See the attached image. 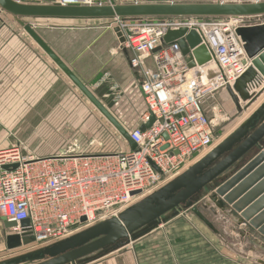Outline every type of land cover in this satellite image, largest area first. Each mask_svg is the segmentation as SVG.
<instances>
[{"label":"built area","instance_id":"2783aa9c","mask_svg":"<svg viewBox=\"0 0 264 264\" xmlns=\"http://www.w3.org/2000/svg\"><path fill=\"white\" fill-rule=\"evenodd\" d=\"M52 2L125 4V0ZM105 21L109 29L120 31L122 47L130 54L129 65L140 81L138 91L144 106L141 124L126 128L136 149L88 155L78 153L74 146L63 154L39 158L24 153L21 144L0 148V217L16 224L10 233L25 234L37 247L59 243L83 229L117 219L123 211L176 178L190 160L194 162L212 148L211 124L218 119L216 115L213 120L209 117L216 110L207 109L206 103L220 90L232 86L248 67L243 64L246 56L236 29L264 24V16ZM181 28L197 32L216 71L209 70L211 62L188 68L178 45L162 43L167 31ZM148 59L152 66H148ZM107 79L103 77L102 82ZM112 90L118 104L122 94L117 87ZM150 115L154 122L142 132L140 127ZM23 221H28V226L20 227Z\"/></svg>","mask_w":264,"mask_h":264},{"label":"water","instance_id":"95a60500","mask_svg":"<svg viewBox=\"0 0 264 264\" xmlns=\"http://www.w3.org/2000/svg\"><path fill=\"white\" fill-rule=\"evenodd\" d=\"M0 12L13 18L126 140L131 150H135L136 145L131 141L126 129L25 20L263 17L264 0L244 3H224L217 0L211 3H115L114 5L27 4L15 0H0ZM113 30L118 38L120 49L125 51L122 47L124 39L120 31L118 28ZM236 35L243 45L246 56L243 64H248V67L232 86L226 87L225 91L240 114L243 110L250 108L264 92V24L238 27ZM162 43L178 45L188 68L201 67L213 61L200 36L194 30L186 28L169 30L162 38ZM158 50L159 48L156 51ZM153 122L154 117L150 115L147 123L141 126L140 130L145 131ZM227 151L228 154L224 156ZM220 178L223 179L215 188L210 201L220 209H229L237 214L241 222L246 223L264 237V104L215 151L168 182L161 190L123 211L117 219L106 220L64 241L0 264H77L123 240H128L146 226L160 222L164 215L180 206L190 210L212 233L220 236L219 231L201 212V209H211L215 212L210 204L206 202L194 205L193 203L196 195ZM83 221L84 219H81V222ZM0 222L3 229L8 232L16 226L2 217ZM26 226L28 221L20 223V227ZM31 243L32 239L25 234L10 233L6 237V248L9 251L31 245ZM255 261L257 264H264L262 259Z\"/></svg>","mask_w":264,"mask_h":264},{"label":"crops","instance_id":"0c3cea01","mask_svg":"<svg viewBox=\"0 0 264 264\" xmlns=\"http://www.w3.org/2000/svg\"><path fill=\"white\" fill-rule=\"evenodd\" d=\"M167 1L148 0V3H164ZM37 20L71 23V28L55 30L48 34L47 38L38 35L118 122L117 115L119 114L114 113L115 106L124 107L128 114L134 118L135 123L140 125L144 106L141 93L138 91L139 77L129 65L130 54L126 50L120 49L114 30L109 29L99 32L95 28H81L78 26L80 22H94V20ZM34 30L36 31L35 28ZM11 34L8 28L0 27V116L49 117V119H41L43 123L46 122L43 124L42 131L55 133L53 136L48 135V137H42L41 135L34 137V141L37 138L40 140L38 142L40 149L37 153L35 151L24 153L39 158L60 155L69 149L67 146L72 140L78 145V153L82 154H105L115 153L121 149L131 150L127 142L122 145L119 139L115 140L111 132H108L110 136L108 138L107 136L103 138L100 133L95 134L98 131L97 126L94 127L92 125L95 124L83 120L79 113L80 106L72 100H68L69 97L65 96L72 90H77L82 94L80 90L53 65L54 63L34 41L37 47L31 43L32 41H29L32 39L28 35L27 41L24 37L17 39L13 36L12 38L10 37ZM40 50L50 61L43 57ZM148 66H152L149 59ZM105 76L108 79L106 82H102V78ZM113 87H117V90L122 94V100L117 105L114 102L115 91L112 90ZM262 96L264 97V92L260 99ZM263 104L264 98L250 111L251 113L247 109L249 114L247 116H250ZM10 122L12 123V121ZM13 129L14 127H9L8 120L0 127V147L10 145L11 139L8 132L13 131ZM85 132H88L89 136L83 135ZM56 133L62 134L57 135ZM215 149L216 147L212 146L207 153L195 158L193 161H201ZM211 208L215 212H212L211 209L208 211L217 220L223 216L228 217L226 227L230 229V236L227 237L229 242L245 243L247 235L250 233L248 230L252 228L241 222L239 216L229 209L223 210L216 205ZM201 211L206 210L201 209ZM171 212L167 213L166 216ZM202 225L205 226L198 218L195 220L170 217L164 220L161 219L156 228H152L148 235L144 237L148 241V251L144 256L138 252L139 245L137 242L135 243L137 246L133 245L132 249L121 247L103 253L94 259L82 260L77 264H200L202 255V259H208L210 264L211 259L215 262L216 237L223 238V236L220 232V236L214 233L213 235L204 234L201 228ZM237 229L242 233L239 234ZM0 233L3 234L5 242L9 232H5L1 222ZM223 241L227 243L225 240ZM229 247L234 249L232 244H229ZM236 252L241 254L240 251Z\"/></svg>","mask_w":264,"mask_h":264},{"label":"rangeland","instance_id":"374dc122","mask_svg":"<svg viewBox=\"0 0 264 264\" xmlns=\"http://www.w3.org/2000/svg\"><path fill=\"white\" fill-rule=\"evenodd\" d=\"M133 1H137L138 3H148V0H133ZM133 1L125 0L124 3L134 4ZM164 1H167V0H164ZM169 1L171 2L175 1L173 3H211L217 0H168L167 2H164V3H170ZM258 1H263V0H258ZM19 2L27 3V4H53L52 0H38V1L19 0ZM25 22L29 26L34 27L36 29V32L39 35L44 36L46 38L48 34H51L55 30L67 29V28H71L70 26H72L70 22H56L55 20L53 21V20L29 19V20H25ZM78 26H80L81 28H95L96 30H99V32H101L102 30L103 31L109 30L108 28L109 24L105 20H94V22H86V23L80 22ZM0 27L8 28L9 31L12 33L10 37L13 38L14 36L17 39H21V37H24L28 41L27 34L13 20V18L1 12H0ZM29 41L31 42L32 40H29ZM31 43L36 46V44L33 41ZM41 53L43 57L46 59L47 57L44 55V53L42 51ZM209 70L216 71L215 65L214 64H212V66L210 65ZM65 96L69 97L68 100H72V102H75L76 104L80 106L79 113L83 117V120L88 121L91 124H95V125H92L94 127L97 126L98 131L95 134L100 133V135H102L103 138H105L106 136L108 138L110 137L108 135V132H111L115 140L119 139V142L122 145H125L126 140L110 125V123H108V121L88 102V100L82 94H80L77 90H72V92L67 93ZM206 104H207L206 105L207 109L213 110L215 108L216 110L214 113L211 111L212 113L209 114V117L213 120L214 115H216L218 119L217 123L211 124V134H212V139H213V146L214 148L216 147V149L222 143H224L231 135L236 133L238 129H240L249 120L247 117H250L253 114L252 113L250 114V116H247L248 115L247 110H243L240 114H238L237 110L234 107V104L232 103L228 93L225 90H220L219 92H217L216 95L213 98L209 99ZM114 113L119 114L117 115L119 119V123L125 128L129 129L131 127H135L138 124V123H135L134 118H132L131 115L128 114L127 110L124 107L121 108V106L119 107L115 106ZM43 118L49 119V117H44V116H41V117L0 116V127L4 125V122L6 120L9 121V127L11 128L14 127L13 131L8 132L9 138L11 139L10 141L11 143L9 146H6V147H10L11 145H15V144H21L23 148H25L24 150L25 152L35 151L37 153V151L40 149L39 143H38L40 140L37 138V140L34 141V137L38 135H41L42 137H45V136L48 137V135L53 136L55 134L54 132L42 131L43 124L46 123V122L43 123V121L41 120ZM10 121H12V123ZM61 134L62 133H59L57 135H61ZM83 135L89 136V133L85 132ZM72 141L69 143L67 147L68 148H74V146L78 147L77 143L72 142ZM112 143L115 145L114 141ZM0 148H5V147L3 146ZM227 154H228V151L225 152L224 156ZM197 162L198 160H195L194 162L190 160L188 163V167L184 171H187V169H189L190 167H193V165ZM174 179H171V180H174ZM222 179L223 178H220L219 180H217L216 182L212 183L211 185L206 187L204 190H202L198 195H196L193 198L194 205H200L201 203L207 202L212 207L214 203L210 201L211 195L214 193L215 188L220 184ZM165 186L166 184H164V186H162L161 189L164 188ZM201 212L210 222H212L214 227L221 233V236H223V238L216 237L217 251H216V256H215V262H213V259H211L210 264H257L255 261L256 259L264 260V239H263L264 237L259 235L255 230L248 228L249 229L248 231L250 233L249 235H247V239L245 240L246 241L245 243H240V242L230 243L229 240L227 239V237L230 236L229 235L230 229L226 227L227 225L226 222L228 221V217L223 216L222 218L217 220L215 217H213L209 213L208 210L201 211ZM169 217L186 219V220L187 219H193V220L197 219L194 215L191 214L190 210H185L184 208H182V206H180V208L172 210V212L169 215L167 216L165 215L161 219L164 220ZM156 225H158V222H154L146 226L145 228L133 234L128 240H123L111 246L110 248H107L106 250L98 254H95L94 256H91L90 258L85 259L84 261L94 259L102 255L103 253H107L112 250L120 249L121 247L123 248L130 247V249H132L133 245L137 246V244H135L137 242L139 245L137 250L138 252L142 253V255L144 256V254L148 251V241H146L144 237L148 235V233L150 232L152 228H156ZM201 228L204 234L213 235V233L210 232V230H208L205 226L202 225ZM84 230L86 229L79 231V233ZM237 232L239 234L242 233L239 229H237ZM8 234H10V232ZM223 240H225L227 243H224ZM229 244H232V247H234V249H231L229 247ZM40 249H43V248L37 247L34 245H27V246H23L21 248H17V249L9 251L6 248V245L4 242V236L2 233H0V263L13 260L15 258L23 257L25 255L36 252ZM235 250L240 251L241 254L237 253ZM202 258H203V255L201 256L200 264H209L208 259H202Z\"/></svg>","mask_w":264,"mask_h":264},{"label":"bare ground","instance_id":"6f19581e","mask_svg":"<svg viewBox=\"0 0 264 264\" xmlns=\"http://www.w3.org/2000/svg\"><path fill=\"white\" fill-rule=\"evenodd\" d=\"M212 62L210 63V64H208L209 66L211 65L212 66ZM262 98H264L263 96H262ZM261 98V99H262ZM260 98L258 99V101L257 102H255L250 108H248V110H249V112L250 111H252L253 110V108H255V106L258 104V102H260V100H261ZM263 102V101H262ZM251 113V112H250ZM249 115V114H248Z\"/></svg>","mask_w":264,"mask_h":264},{"label":"flooded vegetation","instance_id":"af4514ba","mask_svg":"<svg viewBox=\"0 0 264 264\" xmlns=\"http://www.w3.org/2000/svg\"><path fill=\"white\" fill-rule=\"evenodd\" d=\"M5 232H8V231H5ZM5 242H6V239H5Z\"/></svg>","mask_w":264,"mask_h":264}]
</instances>
